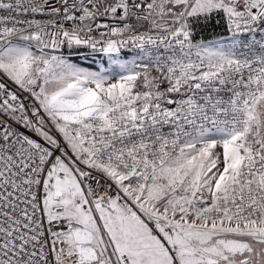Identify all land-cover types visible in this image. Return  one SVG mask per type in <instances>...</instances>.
<instances>
[{"label":"snow or ice","instance_id":"obj_1","mask_svg":"<svg viewBox=\"0 0 264 264\" xmlns=\"http://www.w3.org/2000/svg\"><path fill=\"white\" fill-rule=\"evenodd\" d=\"M0 264H264V0H0Z\"/></svg>","mask_w":264,"mask_h":264}]
</instances>
